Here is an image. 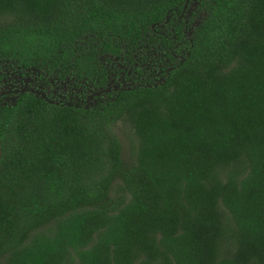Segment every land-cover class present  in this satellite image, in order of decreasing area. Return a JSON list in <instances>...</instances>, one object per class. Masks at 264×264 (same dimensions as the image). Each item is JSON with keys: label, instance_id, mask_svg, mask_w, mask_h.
Masks as SVG:
<instances>
[{"label": "trees", "instance_id": "16d2710c", "mask_svg": "<svg viewBox=\"0 0 264 264\" xmlns=\"http://www.w3.org/2000/svg\"><path fill=\"white\" fill-rule=\"evenodd\" d=\"M183 3L0 0V81L97 91L0 104V264H264V0H198L189 37Z\"/></svg>", "mask_w": 264, "mask_h": 264}, {"label": "flooded vegetation", "instance_id": "af4514ba", "mask_svg": "<svg viewBox=\"0 0 264 264\" xmlns=\"http://www.w3.org/2000/svg\"><path fill=\"white\" fill-rule=\"evenodd\" d=\"M198 0H184V3L182 5V8L179 11V19L183 20V30L186 33V36L189 37L190 33L194 27V20L200 18L201 13H199L198 9ZM115 61H117V67L120 70L117 72L115 70L113 64H111V73H109V80L106 83L107 88L109 89L108 92H116L118 90L124 89V88H129L130 85L133 83V80H128L125 79L124 75L125 73L130 76L131 71L130 67L127 66L126 64L122 63L120 60L117 59L116 57L114 58ZM141 65H146V69H150L152 72L148 74V76H151V78L155 81L161 82L163 80L162 72L161 70L155 71V69H151L150 63L149 62H143ZM21 80L12 78L10 76L6 77L8 78V81L10 83L14 82L12 84V88L10 90H5L1 89L2 83H0V95H10L12 96L11 101H0V104H5V103H14L16 99V94L19 92H16V89H21L25 88L30 90L31 92L35 93L36 95H39L43 97L44 99L48 101H52V103L55 104H60V105H74V106H87L92 104L95 100H97L95 97L97 91L90 92L91 90L83 88L81 86L76 87L73 84V79L70 77H66L64 80H59L57 78H51L49 79V82L47 83L46 80H42L43 83H40L39 80L37 79H32V81H26L25 76H22L20 74H17ZM132 78V77H131ZM144 78V77H142ZM5 80V79H2ZM31 80V79H30ZM39 81V83H38ZM113 81H116L117 86L112 85ZM25 87H24V86ZM5 90V91H4Z\"/></svg>", "mask_w": 264, "mask_h": 264}, {"label": "rangeland", "instance_id": "374dc122", "mask_svg": "<svg viewBox=\"0 0 264 264\" xmlns=\"http://www.w3.org/2000/svg\"><path fill=\"white\" fill-rule=\"evenodd\" d=\"M198 22V19H195L194 20V24H196ZM12 78H15V79H18V80H21L18 76L16 75H12L11 76ZM26 81H32V79H37L40 81V83H43L42 81V78L40 76H38L36 73H35V70H28L27 71V74L26 76L24 77ZM31 79V80H30ZM51 79V78H50ZM38 81V83H39ZM0 83H2L1 85H4V86H1L2 88L1 89H5V90H10L13 86L12 84L14 83H10V81H8V78H5V80H1ZM15 85V84H13ZM112 85H115L117 86V83L116 81H113ZM12 86V87H11ZM24 86V85H23ZM25 87V86H24ZM4 90V91H5ZM12 99V96L10 95H0V101H11ZM13 100V99H12ZM12 102V101H11ZM113 131L115 132V134L118 136V138L120 139L121 141V146H122V158L124 160H127L130 156H129V142H130V139L131 137L133 136L131 130H130V127L129 125L127 124H124L122 122H118L116 123L114 126H113Z\"/></svg>", "mask_w": 264, "mask_h": 264}, {"label": "water", "instance_id": "95a60500", "mask_svg": "<svg viewBox=\"0 0 264 264\" xmlns=\"http://www.w3.org/2000/svg\"><path fill=\"white\" fill-rule=\"evenodd\" d=\"M188 0H186V2H187ZM24 90H26L25 88H21V89H16V92L17 91H24ZM49 102H52V101H49ZM1 141H0V157H1Z\"/></svg>", "mask_w": 264, "mask_h": 264}]
</instances>
